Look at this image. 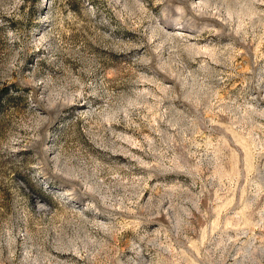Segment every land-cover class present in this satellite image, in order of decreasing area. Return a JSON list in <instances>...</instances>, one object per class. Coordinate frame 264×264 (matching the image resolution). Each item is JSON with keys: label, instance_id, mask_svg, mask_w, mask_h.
I'll return each mask as SVG.
<instances>
[{"label": "rangeland", "instance_id": "obj_1", "mask_svg": "<svg viewBox=\"0 0 264 264\" xmlns=\"http://www.w3.org/2000/svg\"><path fill=\"white\" fill-rule=\"evenodd\" d=\"M0 264H264V0H0Z\"/></svg>", "mask_w": 264, "mask_h": 264}]
</instances>
